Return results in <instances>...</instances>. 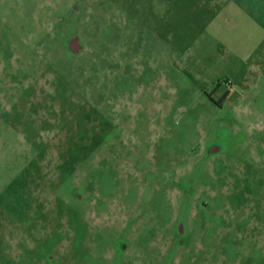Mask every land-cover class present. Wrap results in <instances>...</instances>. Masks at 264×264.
Returning <instances> with one entry per match:
<instances>
[{
  "label": "rangeland",
  "instance_id": "obj_1",
  "mask_svg": "<svg viewBox=\"0 0 264 264\" xmlns=\"http://www.w3.org/2000/svg\"><path fill=\"white\" fill-rule=\"evenodd\" d=\"M0 264H264V0H0Z\"/></svg>",
  "mask_w": 264,
  "mask_h": 264
}]
</instances>
